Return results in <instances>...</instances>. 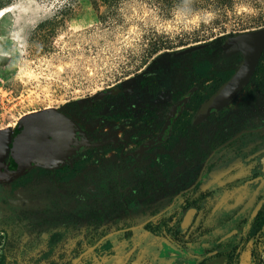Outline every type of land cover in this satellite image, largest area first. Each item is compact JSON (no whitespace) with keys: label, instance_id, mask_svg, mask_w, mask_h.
I'll return each mask as SVG.
<instances>
[{"label":"flooded vegetation","instance_id":"af4514ba","mask_svg":"<svg viewBox=\"0 0 264 264\" xmlns=\"http://www.w3.org/2000/svg\"><path fill=\"white\" fill-rule=\"evenodd\" d=\"M259 64L225 108L203 119L240 64H200L183 87L179 77L143 75L136 90L95 95L89 108L135 96L133 109L94 129L101 138L63 113L91 146L62 167L28 171L22 195L0 190V264L19 255L26 264H264Z\"/></svg>","mask_w":264,"mask_h":264},{"label":"rangeland","instance_id":"374dc122","mask_svg":"<svg viewBox=\"0 0 264 264\" xmlns=\"http://www.w3.org/2000/svg\"><path fill=\"white\" fill-rule=\"evenodd\" d=\"M1 11L0 56L7 61L0 64V131L15 132L25 116L56 109L97 138L105 134L94 129L110 115L135 106V96L120 95L89 108L98 93L136 90L140 76L155 74L179 77L175 86L183 87V78L200 76V64L231 71L243 56L225 59V38L264 27V0H14ZM203 43L209 45L173 58ZM5 188L22 195L26 176ZM18 257L14 263L24 264Z\"/></svg>","mask_w":264,"mask_h":264},{"label":"water","instance_id":"95a60500","mask_svg":"<svg viewBox=\"0 0 264 264\" xmlns=\"http://www.w3.org/2000/svg\"><path fill=\"white\" fill-rule=\"evenodd\" d=\"M197 44L184 49L185 53L206 48ZM227 56L242 54L236 73L206 103L199 119L225 108L249 82L264 54V27L229 36L221 46ZM6 57L0 56L4 65ZM114 87L100 92L95 99L118 94ZM179 104L176 109H180ZM87 135L71 118L56 109H46L22 118L17 129L0 131V184L11 183L35 167L55 169L65 165L73 156L90 147Z\"/></svg>","mask_w":264,"mask_h":264},{"label":"trees","instance_id":"16d2710c","mask_svg":"<svg viewBox=\"0 0 264 264\" xmlns=\"http://www.w3.org/2000/svg\"><path fill=\"white\" fill-rule=\"evenodd\" d=\"M13 1H14V0H0V11L3 10V9H6L8 6H11V4L13 3ZM223 1H224V0H223ZM45 26H46L45 24L40 25V26H39V30H40V31L43 30ZM54 32H55V30H54ZM232 35H235V34H231V35H229V36H232ZM229 36H227V37H229ZM225 39H226V38H225ZM213 43H215V41H214ZM157 50H158V49L156 48L154 51H157ZM183 53H185V52H184V49L179 50V51H177V52H174V54H176V55H177V54H183ZM224 56H226V55H224ZM226 57H227V58H228V57L231 58L232 56H226ZM260 64H264V55H263V57H262V59H261ZM263 70H264V68H263V67H260V68H259V73H257V75L262 76V75H263V73H262Z\"/></svg>","mask_w":264,"mask_h":264},{"label":"bare ground","instance_id":"6f19581e","mask_svg":"<svg viewBox=\"0 0 264 264\" xmlns=\"http://www.w3.org/2000/svg\"><path fill=\"white\" fill-rule=\"evenodd\" d=\"M0 15L2 16L3 14H2V11H0Z\"/></svg>","mask_w":264,"mask_h":264}]
</instances>
